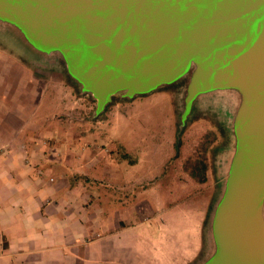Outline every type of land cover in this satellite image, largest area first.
<instances>
[{
	"label": "water",
	"instance_id": "95a60500",
	"mask_svg": "<svg viewBox=\"0 0 264 264\" xmlns=\"http://www.w3.org/2000/svg\"><path fill=\"white\" fill-rule=\"evenodd\" d=\"M7 17L41 42L40 66L95 100L91 119L115 96L178 85L179 145L194 112L231 91L215 151L225 173L195 264H264V0H0V24Z\"/></svg>",
	"mask_w": 264,
	"mask_h": 264
},
{
	"label": "rangeland",
	"instance_id": "374dc122",
	"mask_svg": "<svg viewBox=\"0 0 264 264\" xmlns=\"http://www.w3.org/2000/svg\"><path fill=\"white\" fill-rule=\"evenodd\" d=\"M3 55L12 58H4ZM47 57L41 42L23 22L15 17H7L0 24V91L11 82L15 88L19 86L16 76L20 77L19 71L22 69V78L32 80L37 85L36 98L42 105V115L64 111L65 116L52 117L47 122L45 128L51 130L52 135L44 137L43 146L61 153V144L65 145L66 136L73 131V134L87 135L104 146L110 159L116 155L109 152V147L115 144L116 148L118 142L130 158L136 160L133 164L129 163V158L117 160L116 166L123 180L130 178L134 182L132 197L120 198L117 192L109 190L101 201L100 209L104 214L99 217L102 219L113 218L116 207L122 202L128 206V211H138L135 210V215L123 216L127 220V228L109 243L112 246L111 256H118L113 264L198 262L207 248L204 223L208 208L219 185V175L222 174L221 179L225 173L227 155L219 159L215 151L225 140V133L219 124L224 121L221 114L229 115L232 111V92H218L211 101L214 108L201 105L194 112L182 132L176 155V124L180 109L178 85L131 100L115 96L103 113L91 119L95 100L80 95L74 87L71 96L72 90L63 82H55L46 76L47 69L40 65L47 63ZM59 76L72 86L64 75ZM14 98L17 101L18 95L14 94ZM0 100L6 101L7 98L0 93ZM208 133L215 134V139L204 151L201 145ZM202 155L207 162V179L199 183L190 177L184 166L189 160ZM98 174L95 172L92 178L101 176V173ZM89 182V185H120L123 181L102 176ZM144 203L150 208L145 213L142 211ZM101 233L98 229L91 233L90 251L101 248V241H104L102 237L98 238ZM100 257L103 255L98 256L96 251L95 256L85 264H103Z\"/></svg>",
	"mask_w": 264,
	"mask_h": 264
},
{
	"label": "crops",
	"instance_id": "0c3cea01",
	"mask_svg": "<svg viewBox=\"0 0 264 264\" xmlns=\"http://www.w3.org/2000/svg\"><path fill=\"white\" fill-rule=\"evenodd\" d=\"M19 73V86L15 88L11 82L0 91L7 98L0 100V264H85L96 251L103 255V264H113L118 256H111L109 243L127 228L123 216L135 215L137 209L128 211L122 202L113 218L102 219L101 201L109 190L120 198L132 197L134 182L123 180L116 171L118 161L110 159L104 146L87 135L69 133L60 146L65 153L43 146L44 137L52 135L45 128L47 122L65 114L62 110L42 115L37 85L22 78V69ZM45 74L63 82L73 96V87L58 73ZM109 148L113 152L115 144ZM95 172L123 182L89 185L99 178H92ZM143 205L144 213L150 211L148 204ZM93 229L102 232L97 237L104 239L96 251L88 249Z\"/></svg>",
	"mask_w": 264,
	"mask_h": 264
},
{
	"label": "trees",
	"instance_id": "16d2710c",
	"mask_svg": "<svg viewBox=\"0 0 264 264\" xmlns=\"http://www.w3.org/2000/svg\"><path fill=\"white\" fill-rule=\"evenodd\" d=\"M209 134V133H208ZM207 134V135H208ZM206 135L205 141L202 143L201 148L202 150L206 151L207 148L210 146L211 142L215 139V134L213 135ZM178 145H176V155L178 154ZM114 160H121L129 158V163L133 164L135 163V159H131L130 155L125 151L124 147L116 142V148L113 151ZM187 164L184 166L185 171H187L192 179H194L196 182L203 183L207 179V162L205 157L202 155L194 160H189L186 162Z\"/></svg>",
	"mask_w": 264,
	"mask_h": 264
}]
</instances>
